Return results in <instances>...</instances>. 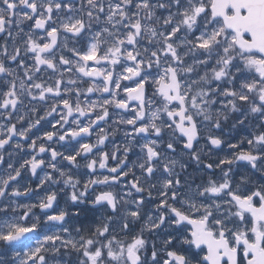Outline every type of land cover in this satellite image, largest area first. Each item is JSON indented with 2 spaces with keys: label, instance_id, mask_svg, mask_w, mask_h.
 <instances>
[{
  "label": "snow or ice",
  "instance_id": "6c2138e0",
  "mask_svg": "<svg viewBox=\"0 0 264 264\" xmlns=\"http://www.w3.org/2000/svg\"><path fill=\"white\" fill-rule=\"evenodd\" d=\"M0 264H264V0H0Z\"/></svg>",
  "mask_w": 264,
  "mask_h": 264
},
{
  "label": "flooded vegetation",
  "instance_id": "af4514ba",
  "mask_svg": "<svg viewBox=\"0 0 264 264\" xmlns=\"http://www.w3.org/2000/svg\"><path fill=\"white\" fill-rule=\"evenodd\" d=\"M94 98H95V97H94ZM50 119H51V118H50ZM43 128H44V129H47V128H48V124H47V123H44V124H43ZM35 131H36V130H34V132H35ZM95 138H96L95 135H93V137L91 138L93 142L95 141ZM73 143H74V142H73ZM56 147L58 148V150L63 151V150H62L63 148L60 147L59 145H57ZM17 159H19V157H17Z\"/></svg>",
  "mask_w": 264,
  "mask_h": 264
}]
</instances>
